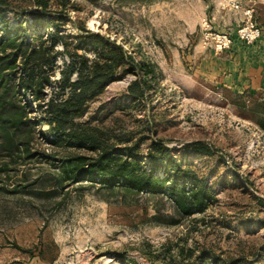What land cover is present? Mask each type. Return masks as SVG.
Instances as JSON below:
<instances>
[{
    "label": "rangeland",
    "instance_id": "374dc122",
    "mask_svg": "<svg viewBox=\"0 0 264 264\" xmlns=\"http://www.w3.org/2000/svg\"><path fill=\"white\" fill-rule=\"evenodd\" d=\"M229 1L70 0L71 7L60 10L49 0L47 19L59 18L70 37L83 26L155 67L143 99L132 103L127 95L129 82L141 77L135 71L110 83L86 115L102 103L132 104L113 110L103 126L133 133L134 140L145 136L144 155L151 139L161 140L206 178L215 201L182 217L166 197L88 181L54 187L57 161L37 158L18 165V159L4 166L0 159V170H6L0 171V264H180L186 253L196 263L201 251L264 264V97L221 80L215 64L227 52L215 53L203 43L206 31L232 33L241 24V13ZM255 1L264 22V0ZM35 2L8 0L9 24L24 16L29 23ZM45 24L33 32L45 38L52 30ZM66 60L58 56L56 64ZM58 77L55 70L53 78ZM46 92L50 95V87ZM38 114L34 109L28 116ZM47 128L35 125L32 151H50L37 136ZM194 142L213 153L183 147Z\"/></svg>",
    "mask_w": 264,
    "mask_h": 264
},
{
    "label": "trees",
    "instance_id": "16d2710c",
    "mask_svg": "<svg viewBox=\"0 0 264 264\" xmlns=\"http://www.w3.org/2000/svg\"><path fill=\"white\" fill-rule=\"evenodd\" d=\"M35 3L37 11H29V23L24 16L16 24H9L5 14L12 9L8 0H0L2 165L19 162L18 159L22 162L18 165L37 158L50 164L57 161L54 187L88 181L108 189L117 187L134 194L166 197L182 217L201 212L214 202L215 193L206 178L191 163L182 162L171 154L161 140L151 139L144 155L141 143L147 139L145 136L134 140L133 133H116L103 126L102 122L113 110L132 104L102 103L97 112L86 115L90 103L96 101L110 83L135 71L141 77L129 82L127 95L132 103L143 99L150 89L149 82L156 77L154 65L145 60L136 61L121 46L83 26L80 34L70 37L61 30L59 18L47 19L49 0ZM55 5L56 9L66 10L72 4L70 0H56ZM44 23L46 29H52L46 32L45 38L43 32H33ZM57 45L61 49H57ZM58 56L67 59L62 66L56 64ZM55 70L59 74L56 79L53 78ZM47 87H50V95H47ZM32 102H35L34 108ZM110 107L112 110H108ZM34 109L39 114L32 119L28 114ZM41 124H47L48 128L38 130L37 136L48 144L49 152L32 151L34 127ZM183 147L192 148L198 154L213 153L201 142ZM145 157L147 162H144ZM191 255L183 254L180 264H203L207 260L208 264H252L244 258H224L209 251L199 252L194 263L190 262Z\"/></svg>",
    "mask_w": 264,
    "mask_h": 264
},
{
    "label": "crops",
    "instance_id": "0c3cea01",
    "mask_svg": "<svg viewBox=\"0 0 264 264\" xmlns=\"http://www.w3.org/2000/svg\"><path fill=\"white\" fill-rule=\"evenodd\" d=\"M258 8L255 1L254 16L261 25H264ZM232 11L240 13V11ZM223 52H227L225 57L215 64L216 70L224 74L219 78L221 77L229 87L239 92L249 91L264 97V32L252 45L235 40L231 47Z\"/></svg>",
    "mask_w": 264,
    "mask_h": 264
},
{
    "label": "built area",
    "instance_id": "2783aa9c",
    "mask_svg": "<svg viewBox=\"0 0 264 264\" xmlns=\"http://www.w3.org/2000/svg\"><path fill=\"white\" fill-rule=\"evenodd\" d=\"M228 5L233 10L240 11L242 21L232 33L211 30L205 32L203 43L215 53H221L229 49L234 39H238L247 45H252L262 36V28L254 16L255 0H231L228 2Z\"/></svg>",
    "mask_w": 264,
    "mask_h": 264
}]
</instances>
